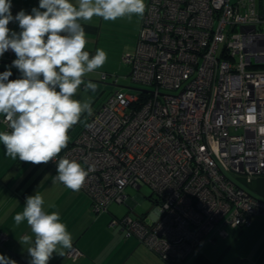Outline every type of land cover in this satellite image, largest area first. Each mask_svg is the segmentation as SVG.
<instances>
[{
	"label": "built area",
	"instance_id": "2783aa9c",
	"mask_svg": "<svg viewBox=\"0 0 264 264\" xmlns=\"http://www.w3.org/2000/svg\"><path fill=\"white\" fill-rule=\"evenodd\" d=\"M145 4L121 62L148 93L114 92L56 161L66 156L88 171L79 191L95 214L123 203L127 187L148 186L156 198L152 222L124 217L110 227L164 264H184L227 228L264 217V202L228 176L245 183L264 177V136L238 119L254 108L264 124V17L257 0ZM49 165L57 170L55 161ZM7 240L0 233V244ZM81 256L75 247L65 255Z\"/></svg>",
	"mask_w": 264,
	"mask_h": 264
},
{
	"label": "clouds",
	"instance_id": "9594fccd",
	"mask_svg": "<svg viewBox=\"0 0 264 264\" xmlns=\"http://www.w3.org/2000/svg\"><path fill=\"white\" fill-rule=\"evenodd\" d=\"M11 7V0H0V57L9 50L14 52L11 67L21 75L10 79V68L0 72V116L8 129L0 131V144L13 160L35 165L55 161L53 182L79 191L88 171L66 156L58 162L56 158L68 146L69 130L83 114H92L89 103L74 99L78 89L84 85L85 91L95 92L97 85L85 77L107 60L102 49L92 56L85 51L87 39L81 21L142 17L145 0H39L30 14L20 10L15 16ZM11 22H18L19 33L9 28ZM238 119L256 125L258 134L264 136V124H257L254 108ZM44 204L39 192L29 196L23 211L13 218L17 226L26 221L34 235V239L29 235L21 238L28 245L30 264H48L54 253L63 256L64 250L73 247V237L59 212H46ZM0 264L16 261L0 255Z\"/></svg>",
	"mask_w": 264,
	"mask_h": 264
},
{
	"label": "crops",
	"instance_id": "0c3cea01",
	"mask_svg": "<svg viewBox=\"0 0 264 264\" xmlns=\"http://www.w3.org/2000/svg\"><path fill=\"white\" fill-rule=\"evenodd\" d=\"M11 3L13 16L20 10L30 14L33 8L39 6V0H11ZM73 3H76V0H73ZM257 3L264 17V2L257 0ZM133 20L136 28L139 27L140 17L138 16H132L131 19L123 17L115 21H105L100 17H94L90 22L81 21L87 39L85 51L92 56L99 48L107 53V59H118V26H130ZM9 28L17 33L20 32L18 22H11ZM111 33L115 39H110ZM127 49L119 53L120 59L124 53H128ZM6 56L5 53L0 57V72L10 68L13 73L10 79L20 78L19 71L11 67L12 61L16 59L14 52L11 59H5ZM110 66L116 69L115 62H111ZM115 69H108L109 74H106L113 78L112 86L116 89L110 93L109 97L120 88L118 72ZM86 79L88 81V76L85 77ZM83 89L84 86L81 85L74 99L83 101L82 98L86 97ZM100 108L95 110L83 125L73 131L72 128L69 130L68 135L70 134L71 137L65 149L72 144L81 127ZM2 118L3 116H0V121ZM0 131H5L1 122ZM56 175L57 170L51 167L49 162L35 165L20 161L18 158L13 160L5 155L4 146L0 144V233L8 239L4 244H0V255L15 260L16 264H30L28 245H23L21 238L29 235L34 239V235L26 221L17 226L13 218L23 211L26 198L39 192L45 201V211L59 212L61 222L66 224L67 230L73 237V247L82 254L77 261L73 262L65 257L69 250L67 249L64 250L63 256L54 253L48 264H164L138 240L125 239L118 227H110L112 220L121 219L118 218V204H111L106 213L95 214L88 196L81 191L65 188L59 182L54 183L53 177ZM246 184L251 185L250 194L264 202V177L255 178ZM126 190L127 188L125 194ZM125 204L132 205V200L127 194ZM53 205L55 207H52ZM152 206L156 208L155 202ZM124 217L132 218L129 212H126L122 218ZM136 219L145 222V217ZM184 264H264V217L255 218L249 227L227 228L225 237L216 239L212 245L201 246Z\"/></svg>",
	"mask_w": 264,
	"mask_h": 264
},
{
	"label": "rangeland",
	"instance_id": "374dc122",
	"mask_svg": "<svg viewBox=\"0 0 264 264\" xmlns=\"http://www.w3.org/2000/svg\"><path fill=\"white\" fill-rule=\"evenodd\" d=\"M264 2V0H262ZM126 26V27H124ZM124 27V29L122 28ZM120 29V30H119ZM136 23L133 20V24L130 26L122 25L118 26V59H107L104 63L103 67L95 70L92 73H89L88 81H91L97 85V90L95 92H92L91 90L85 91L86 97H83V101L89 103L92 107V114L100 108L102 103H104L107 98L109 97L110 93L114 91L115 87L112 86L113 78L108 75L106 81L100 80L101 74H109L108 69L113 70L115 67H109V64L111 62L116 63V71L118 72V86H120L119 90H123L129 95H136L137 92H134L132 90H129L127 88H137L140 89V87L134 85L131 83L129 78L127 77L129 73L128 67L124 66L121 62V53L125 51L129 52L133 49L134 43H135V37L137 33ZM112 34V33H111ZM115 39L114 35L112 34L110 36V39ZM117 38V37H116ZM120 53V54H119ZM6 59V58H5ZM107 64V65H106ZM87 81V79H86ZM84 86V85H83ZM116 90V89H115ZM80 91V88L78 89ZM77 99V98H76ZM87 113L83 114L81 116L80 122L77 123L72 127V131L76 129L78 126L83 125L85 120L89 117ZM71 135L69 134V140ZM229 178L234 180L235 183H237L241 188H243L246 192L251 193V185L246 184L245 182H242L240 177L234 175V174H228ZM126 194L130 200H132V205H126L125 201L121 204H118V218H121L125 215L126 212H129L130 216L133 219L136 218H142L145 217V223L150 224L152 222L151 214L156 213V208L152 206V203L155 202L156 198L152 195V190L148 186H142L139 190H135L131 187H127ZM152 253V252H151ZM153 255L157 257L154 253Z\"/></svg>",
	"mask_w": 264,
	"mask_h": 264
},
{
	"label": "water",
	"instance_id": "95a60500",
	"mask_svg": "<svg viewBox=\"0 0 264 264\" xmlns=\"http://www.w3.org/2000/svg\"><path fill=\"white\" fill-rule=\"evenodd\" d=\"M251 30H254V29L251 28ZM127 89L132 90V91L137 92V93H148V91H146V90L137 89V88H127Z\"/></svg>",
	"mask_w": 264,
	"mask_h": 264
},
{
	"label": "trees",
	"instance_id": "16d2710c",
	"mask_svg": "<svg viewBox=\"0 0 264 264\" xmlns=\"http://www.w3.org/2000/svg\"><path fill=\"white\" fill-rule=\"evenodd\" d=\"M259 4V3H258ZM260 9V8H259Z\"/></svg>",
	"mask_w": 264,
	"mask_h": 264
}]
</instances>
